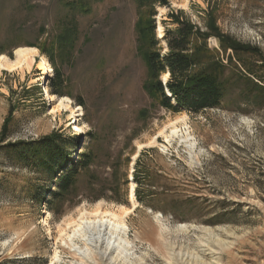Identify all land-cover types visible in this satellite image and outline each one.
Instances as JSON below:
<instances>
[{
  "label": "rangeland",
  "instance_id": "374dc122",
  "mask_svg": "<svg viewBox=\"0 0 264 264\" xmlns=\"http://www.w3.org/2000/svg\"><path fill=\"white\" fill-rule=\"evenodd\" d=\"M67 1L0 0V54L13 58L17 47H36L51 68L46 83L35 61L0 71V264H264V97L254 104L246 98L252 88L230 80L220 108L162 109L143 89L148 74L137 25L153 18L163 52L157 17L173 27L167 14L181 13L202 31L208 20L254 53L240 54L239 62L230 50L222 53L214 36L209 49L227 66L231 57L237 74L244 64L255 70L264 86V0H165L154 7L92 0L87 13ZM46 92L81 106L86 130L71 141V159L88 146L96 154L63 199H52L56 177L26 167L3 146L53 132L68 137L70 114H47ZM182 115L194 149L159 134ZM132 182L141 198L127 216L125 252H104L101 243L78 235L56 240L70 232L67 223L79 210L130 207Z\"/></svg>",
  "mask_w": 264,
  "mask_h": 264
},
{
  "label": "trees",
  "instance_id": "16d2710c",
  "mask_svg": "<svg viewBox=\"0 0 264 264\" xmlns=\"http://www.w3.org/2000/svg\"><path fill=\"white\" fill-rule=\"evenodd\" d=\"M90 1L92 0H69L66 5L70 9L87 13ZM136 1L139 6L148 3L151 6L154 3L166 4L165 0ZM155 13L152 10L149 15L154 16ZM167 17L173 27H168L166 21L162 20L165 41L163 52L154 35L153 18H150L145 25L141 20L137 21L139 33L145 43V64L148 74L143 89L154 104L172 113L186 110L195 114L210 108H220L227 96L230 80L245 81L252 88L246 97L250 98V102L255 104L264 97V86L259 84L263 79L255 70L244 64L243 75L237 74L234 71L236 64L232 63L231 57H227L229 66L222 64L217 56L218 51L209 49L206 42L209 36L216 37L218 48L222 53L230 50L239 62L240 54H253L254 48L237 43L228 35L221 34L208 20L205 24L206 29L202 31L195 23L181 16V13L170 12ZM64 38L62 37V40ZM261 67L264 71V64ZM226 69L228 72H225ZM164 74H166L165 82L161 78ZM91 134V132L86 133L87 136ZM76 138L77 136L62 137L53 132L37 140L18 141L3 146L13 158L23 161L22 164L26 167L39 169L43 173H48L51 178L56 177V189L52 199H63L69 196L72 188L76 186L81 169H87L96 157L92 147L88 146L78 155L77 161H73L70 143L72 140L76 141ZM138 161L139 158L136 165ZM133 178L140 183L136 174ZM135 197L137 200L141 198L137 193ZM51 209L55 212L59 211L58 207L52 205ZM40 262L44 263L42 260Z\"/></svg>",
  "mask_w": 264,
  "mask_h": 264
},
{
  "label": "bare ground",
  "instance_id": "6f19581e",
  "mask_svg": "<svg viewBox=\"0 0 264 264\" xmlns=\"http://www.w3.org/2000/svg\"><path fill=\"white\" fill-rule=\"evenodd\" d=\"M185 6V4L182 5V7ZM156 21L157 36L162 39L163 26L161 21L159 20V17L156 18ZM13 51V58H10L9 56H6L4 54H0V71H21L23 70V68L29 67V65L35 61L36 68L38 70H41L43 72L42 74H47L45 83L47 82L48 76L51 72V68L47 63L45 56L38 54V49L36 47H17ZM36 57H38V59H36ZM161 78L162 81L165 82L166 74L162 75ZM45 95L46 98L50 101V108L47 114L52 115V117L54 118L56 115L59 116L61 112H68L72 116L75 110L81 109L77 105H75V109V106L72 105L73 101L67 96L55 97L54 95H49L48 92H46ZM53 100L55 101L53 102ZM82 124V127L77 124H72V126L74 127L73 129L76 130L77 128L80 131L85 132L86 125L84 123ZM159 134L164 137V140L166 142H170V140L173 138H178V141H183L186 146L190 147L191 149H194L196 145L189 131V127L188 125H186L185 115L171 120L168 124H166V127L160 130ZM155 139L156 137L152 138L151 143L156 142ZM142 146L143 144H138V151L142 148ZM138 151L133 155V160H135ZM130 178H132V173L130 174ZM133 186L134 183L132 182L130 191L128 193V202H130L131 204L130 207H121V209L108 210L104 209L101 204H95L93 209H91L90 211H88L87 209L79 210L77 218H75L74 220L72 218V221L70 223H67L68 229L70 226L73 227L70 232L66 229L62 230L56 240L64 241L66 240L64 238H68L70 241H72V239L78 235L81 236V238L86 239L89 243H93L94 245L97 242L101 243V245H103L104 247V252L118 251L119 254L125 252L126 249L125 247H123V245L128 244V241L126 239L128 230L127 216L135 210L138 203L135 200ZM157 215L160 216L159 214ZM44 223L46 224L47 221L44 220ZM57 254L59 253H54L56 259L58 258Z\"/></svg>",
  "mask_w": 264,
  "mask_h": 264
},
{
  "label": "built area",
  "instance_id": "2783aa9c",
  "mask_svg": "<svg viewBox=\"0 0 264 264\" xmlns=\"http://www.w3.org/2000/svg\"><path fill=\"white\" fill-rule=\"evenodd\" d=\"M40 90H42V88ZM43 92H45V91L42 90L41 93L43 94ZM46 105H49L48 101H46ZM78 107L81 108V106H78ZM75 109H76V107H75ZM82 117H83V114H82V110L81 109L75 110L71 117H67V119H66L67 122H66V125H65V129H66L65 130V132H66L65 134H67L68 137L75 138L76 136L82 135L83 133L85 134L84 131H80L77 128L75 130V129H73L74 127L72 126V124H77V125L82 127V125H83L82 124ZM64 136H66V135H64Z\"/></svg>",
  "mask_w": 264,
  "mask_h": 264
}]
</instances>
